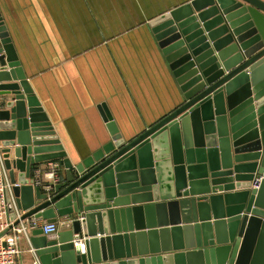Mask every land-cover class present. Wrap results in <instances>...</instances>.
Listing matches in <instances>:
<instances>
[{
  "label": "water",
  "instance_id": "obj_1",
  "mask_svg": "<svg viewBox=\"0 0 264 264\" xmlns=\"http://www.w3.org/2000/svg\"><path fill=\"white\" fill-rule=\"evenodd\" d=\"M152 25L182 101L127 139L110 122L111 141L74 162L0 10L9 215L62 220L56 238L31 232L41 264H264V178L251 188L264 174V0H186ZM51 161L65 176L48 194L32 176Z\"/></svg>",
  "mask_w": 264,
  "mask_h": 264
},
{
  "label": "crops",
  "instance_id": "obj_2",
  "mask_svg": "<svg viewBox=\"0 0 264 264\" xmlns=\"http://www.w3.org/2000/svg\"><path fill=\"white\" fill-rule=\"evenodd\" d=\"M185 1L0 0L24 72L74 162L111 141L110 122L127 139L182 101L152 21ZM58 173L61 182V164ZM31 246L24 237L16 264H33Z\"/></svg>",
  "mask_w": 264,
  "mask_h": 264
},
{
  "label": "built area",
  "instance_id": "obj_3",
  "mask_svg": "<svg viewBox=\"0 0 264 264\" xmlns=\"http://www.w3.org/2000/svg\"><path fill=\"white\" fill-rule=\"evenodd\" d=\"M53 162V163H52ZM50 162L46 168H41L39 173H35L36 177H33V184L37 187H42L48 194L54 189L55 184L60 182V176L58 173V166L60 163L57 161ZM45 175L48 178H44ZM264 174H256L251 181V188H258ZM14 184L9 175V171L5 164V156L0 145V264H16L19 259V255L24 252L21 247V242L24 237L30 241V235L32 230L41 228L43 233L47 236L56 235L59 231V222L46 221L40 217L31 216L15 225L14 220L11 219L8 212V200L7 195L11 197L13 205L16 207L15 198L12 194V188ZM17 217L21 216L22 211L15 210ZM76 246H84L78 234L75 235ZM34 254L33 264H41L38 256L36 255V249L31 246L30 249Z\"/></svg>",
  "mask_w": 264,
  "mask_h": 264
}]
</instances>
